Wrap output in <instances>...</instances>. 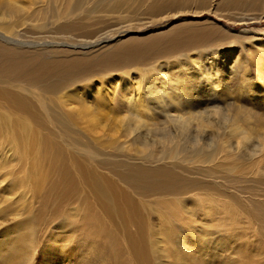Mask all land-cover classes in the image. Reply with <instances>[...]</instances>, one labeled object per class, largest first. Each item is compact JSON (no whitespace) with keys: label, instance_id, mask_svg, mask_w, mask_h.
I'll return each instance as SVG.
<instances>
[{"label":"rangeland","instance_id":"374dc122","mask_svg":"<svg viewBox=\"0 0 264 264\" xmlns=\"http://www.w3.org/2000/svg\"><path fill=\"white\" fill-rule=\"evenodd\" d=\"M20 1L31 5L34 0ZM9 2L0 0V18L7 11ZM51 6L54 8L53 4ZM132 8L136 12H126L129 17L114 15L92 19L66 37L56 36L55 30L58 29L53 26L40 27L35 20L16 25L14 34V31L6 33L0 28L7 36L16 37L17 41L34 43L35 46H19L34 48L48 59L60 55L62 51L91 56L102 48L110 50L118 39H130L127 37L129 31H135L134 37L143 40L167 30H180L183 34L199 37L198 42L154 58L145 65L135 64L119 70L99 72L83 84L86 90L83 97L94 105L89 110L84 109L79 100L70 99L66 105L61 92L58 93L59 97L47 94V107L57 119L52 123L44 122L40 131L37 128L32 133L19 127L22 151L28 152L24 154L29 159H37L39 153H44V146L40 149L38 144L42 138H49L62 149V155L74 175H81L77 171V167H80L86 171L88 176L85 179L88 181L86 186L79 184L74 188L70 200L63 203L61 198L54 199L38 192L32 196L27 192L21 179L28 178V174L21 164H0V196L4 201L0 197V255L7 248L9 239L19 233L21 222L38 216L40 221L45 216V221L41 222L43 224L37 225L35 230L32 256L21 261V264H139L135 253L142 254L148 264H264V223L259 220V217L264 218V11L232 10L211 6L210 2L205 7L191 5L156 16L146 14L144 7ZM111 39L115 40L108 43ZM45 42L53 44L45 46ZM96 43L101 45L96 46ZM92 44L95 47H91ZM166 73H170V76ZM122 76L139 85L143 95H152L150 102L156 110L151 114H156L147 124L136 120L128 106L119 104L122 100L119 94L114 100L116 105L112 107L103 106L102 102L96 100L97 87H108L103 93L105 101L106 95L109 97L114 92L116 82ZM177 77L181 80L176 81ZM121 87L118 86L120 93ZM79 90L76 89L77 92ZM164 94L174 98L175 94L181 96L176 106L183 111L176 113L183 114L182 118L171 117L175 113L171 111L173 107L166 111L169 98L162 104ZM79 107L81 113L77 111ZM213 110H218V113ZM68 112L73 115L66 116ZM241 128L247 132L243 134ZM10 141L7 133L0 135V145L9 144ZM177 152L178 157L175 155ZM147 153L150 155L145 157ZM187 153L188 157L194 159L186 165L184 157H187ZM206 158L210 160L203 162ZM168 162H175L176 165ZM130 163L142 167L162 166L179 176L183 183H192L193 190L185 195L189 196L188 200L195 207L190 213L193 219L176 223L174 198L156 203L157 194L150 198L144 196L147 203L140 201V196L118 179L117 174L124 173ZM56 164L60 163L56 161ZM42 167L48 169L49 166ZM92 178L96 181H92ZM97 179L102 180L103 186L113 185L112 196L109 193L108 197H102ZM32 180L35 178L32 177ZM35 185H39V182ZM206 205L208 208L204 210ZM119 210H123V214ZM161 214L162 217L165 214L164 220L165 223L169 222L170 229L173 227L172 231L178 232L175 237L179 245H175L178 251L176 257L172 256L171 250L169 256L163 257L160 251L162 247L157 243L156 235L165 224ZM236 215L239 217L234 222L232 218ZM244 216L247 218L244 219ZM128 235L133 237L132 241L128 240ZM29 236L26 234L23 238L24 255L31 244ZM23 256L21 259L25 260Z\"/></svg>","mask_w":264,"mask_h":264},{"label":"bare ground","instance_id":"6f19581e","mask_svg":"<svg viewBox=\"0 0 264 264\" xmlns=\"http://www.w3.org/2000/svg\"><path fill=\"white\" fill-rule=\"evenodd\" d=\"M9 1L10 2L7 5V11L5 12V14H2V17L0 18V28H2V30H4L6 33L7 32L12 33V31H14L13 32V34H14L16 25L27 23V21H29V20H35L38 22V26H40V27L50 26V28H51V26H53L54 28L58 29V30H55V32L57 33L56 36H59V37L68 36L67 35L68 33H71L73 31H76V30L82 28L83 26H85V24L88 23L87 21L92 20V19L96 20V19H100L102 17L114 16V15H118V16L123 15V17H129L126 14V12H136L133 10L132 6L135 9L136 8L140 9L141 7H144V9L146 10V14H149L152 16H154V15L156 16L159 14L166 13V11H169V10L184 9V8L191 6V5H196L199 7H205L209 2L211 4V6L228 8V9H232V10L233 9H246V10L250 11V10L255 9V11H257V10H263L264 11V0H34L31 3V5H28L24 1H20V0H9ZM52 4L54 5V8H52V6H51ZM133 4H135V5H133ZM257 12L260 13L261 11H257ZM45 21H48V23H45ZM2 30H0V36H1L0 38L5 40V41L0 40V135H3V133H7V137L11 138V141L9 142V144H1L0 145L1 146L0 147V164H2V165H5V164L20 165L21 164L22 166L25 167V168L24 167L23 168L25 169L26 173L28 174V178L22 177V179H21L23 187H25L26 190H28L27 192L32 193V196L36 195V193L38 192L40 195L53 197L54 199L59 200L61 198V199H63V201L61 200L63 203H64V200H65V202H68L70 200L69 196L74 191V188H76L79 184H83V186H84L87 183L88 180H86L87 178L85 179V177L87 175L86 171L84 169H81L80 167H77V171L80 172L81 175H79L78 173L74 175V171H72V169L68 166L67 159L64 157V155H62L63 154V152H61L62 149L56 144V142L52 141L49 138H47V140H43L44 138H42L41 139L42 141L40 142V144H38L40 146V149L42 146H44V153L41 152L42 155H40V153H39V156L37 159L36 158H34L33 160L31 158L29 159V157H27V155L24 154V153H28V152H26L25 150H24L25 152H23L22 148L20 146V138H21L20 135L21 134L18 132V128L20 127V128H22L23 131H28V132L32 133L37 128L40 131L42 128L40 126H41V124H44V122L52 123V122L56 121L57 118L54 116V114L47 107L46 101L49 100L47 94L48 95H55V96L57 95L59 97L58 93L61 92L62 93L61 98L62 97L65 98L64 102L66 103V105H67V101L70 99L79 100L80 102L83 103L84 109L89 110V109H91V107L94 108V105L91 103V100H87L86 98L83 97V94L86 93V90L84 89L83 84L89 82L92 78L96 77L99 74V72H102V71L106 72V71H110V70L111 71L112 70H119V69L125 68V67L130 66V65L134 66L135 64H144L145 65L146 63L150 62L154 58L165 56V54L175 52V51L179 50L180 48L182 49V48L186 47L187 44L196 43L199 40V37H197L196 35H191V34L189 35L186 33L183 34V31H180V30H167L164 33L154 35V37L150 38L149 40H147L145 38L143 40L142 38H138L136 36L134 37L133 34H136L135 31H129L128 32L129 35L127 37H129L130 39H127V40L124 39V41H123V39L122 40L118 39L115 42L116 43L115 45L110 46V50H102L103 49L102 48L100 50H96L95 55H91V56H88L86 54H78V53L75 54V53L62 51L60 55H57L55 57H51L48 59V58H45L41 52L35 51L34 48H33V50H31V49H24L21 46H19L20 44L35 46L34 43H31V42L26 43L23 41H21L22 42L21 43L20 41H17L16 37H13V35L7 36ZM52 30H54V29H50V31H52ZM1 31H2V33H1ZM115 39L108 40L107 42L111 43ZM6 41H8V43ZM10 41H12V42H10ZM102 42H105V41H102ZM56 43L60 44L58 42H56ZM51 44H53V42H49V43L45 42L44 43L45 46H49ZM61 45L71 46V45H68L65 43H62ZM99 45H101V44L96 43V46H99ZM91 47H95L94 44H92ZM225 51H227V50H225ZM197 55H199V54H197ZM262 57H260V58H262ZM176 58H174V59H176ZM243 59H244V57H243ZM193 60H195V59H193ZM200 60H202V59H200ZM181 61H182V59H181ZM195 61H197V59ZM243 61H245V60H243ZM179 62H180V60H179ZM180 69H182V68H180ZM180 69H178V70L180 71ZM184 71H185V69H184ZM175 72H177V71H175ZM260 72H262V71H260ZM170 73L168 74L169 76H170ZM184 73H186V72H184ZM166 75H167V73H166ZM246 75H248V74H246ZM262 76H264V75H262ZM173 77H175V76H173ZM213 77L215 78V76H213ZM177 78L179 79L180 77H177ZM178 79L176 81L181 80V79H179V80ZM242 80H244V79H242ZM136 82H138V81H136ZM181 82L183 83V81H181ZM228 82H231V81H228ZM116 83H118V84H116L114 92L111 93V95H110L111 97L110 96L108 97V95H106L107 100H105V101L103 99V95H104L103 93L106 92V89L108 87H105V88L103 86L97 87V92H96L97 98H96V100L102 102L103 106L109 105L110 107H112V106L116 105V103H114L115 102L114 100L116 99L117 95L119 94V98L122 99L120 101L121 103H119V104L128 106L130 109H132L131 113H133L135 115L136 120L147 124L148 120L152 119L156 114V112H154V115L151 114V112L156 110V108L154 107V104H152L150 102L152 95H149V97H148V95H143L140 88H139V85L138 86L134 85L136 83L133 84L132 79H130V78L125 79L122 76L120 81H117ZM172 83H173V81H172ZM177 83H176V86L179 87L180 84L178 83L179 84L178 85ZM261 83H263V81ZM118 86L119 87L122 86L121 87L122 88L121 93L118 92L120 90L118 88ZM133 86H135L137 89L133 88ZM149 86H147V88ZM176 86H175V88H176ZM164 87H166V86H164ZM77 88L80 89L79 92L76 91ZM154 88L155 89L157 88V84L155 85ZM116 89H117V91H116ZM131 89H134V91L132 92ZM171 90L174 91V93H175V89L172 88ZM178 90H180V89H178ZM248 92H250V91H248ZM177 94H175V98L168 96V94H166V95L164 94L165 97L163 98V100H161V103L163 104L165 99L169 98V99H167L169 101L166 103V108H167L166 111L168 112L169 109L173 107L174 109H171V111L175 112L174 113L175 115L172 114L171 117L182 118L183 114H181V113L183 110L179 109L176 106L179 104L178 100L181 98V96L177 95ZM156 97L157 96H155V98ZM213 97H214V95H213ZM199 99H200V97H199ZM211 101H212V99H211ZM209 102H207V103H209ZM240 105H242V104H240ZM184 107H182V108H184ZM245 108L247 109V107H245ZM77 111H79L81 113L82 109L79 107L77 109ZM176 112H181V113L177 114ZM213 112L218 113V110H213ZM80 113H77V115H80ZM93 114H95V113H93ZM70 115H73V114H71L70 112L66 113V116H70ZM232 116H233V114H232ZM248 118H249V116H248ZM61 132H65V131H61ZM241 132L243 134H245L247 131L244 130L243 128H241ZM36 133H38V132H35L34 134H36ZM76 146H77V144H76ZM144 152H146V151L143 148V153ZM181 154H179V155H181ZM184 154H186V152H184ZM148 155H150V153L149 154L147 153L145 157H147ZM175 155H177V157H178V152ZM226 155H227V153H226ZM56 157H57V159H56ZM182 158H183V156H182ZM208 158H206L203 162H205L206 160H210ZM184 159H186L185 161H187V163L186 162H184V163H186V165H187L188 163L192 162L194 158L188 157V153H187V157L186 158L184 157ZM56 161H58L60 164H56ZM143 162H146V161H143ZM159 162H161V161H157V163H159ZM149 163L150 164H156L155 162H149ZM31 164H32V167H31ZM168 164H171L172 166L176 165L175 162H168ZM201 164H202V162H201ZM45 165L49 166L48 169L42 167ZM163 168L164 167L157 166V165H156V167H142L139 164L137 165L134 163H130L128 165V168L126 169V171L124 173L117 174V175L119 176L118 179L121 182L125 183V185L128 188H130L131 190H133L136 193V195L140 196V201H144V196H148L150 198V197L155 196L157 194L159 195V197H158V200L155 201L156 203H161L162 200H165L167 198H172V199L174 198V200H175L174 205H175V209L177 211V213H175V214L177 217L176 219H178V221L176 223H178L180 221H187L188 219L192 218L191 217L192 215L190 216V213H192L191 211L195 210V207L193 208L192 201L190 199L188 200L189 196H186L185 194L191 193V191L194 188V187H192L193 184L192 183H190V184L189 183H183L179 176H175L171 172L166 171L165 170L166 168L165 169H163ZM188 169H190V168H186L185 170H188ZM37 175L39 177H37ZM32 177L35 178V180H32ZM102 179H103V175H102ZM97 180L100 182V183L98 182V188L102 189V193H101L103 195L102 197H104V198L108 197L109 193H111V196H112L113 195L112 192L114 191L113 185L107 184V185L103 186L102 180L101 179H97ZM92 181H96V180L92 178ZM36 182H39V185H35ZM15 184H16V182H15ZM114 194H115V192H114ZM117 195H115V196H117ZM0 197H2V196H0ZM23 198L25 199V196H23ZM194 198L196 199L197 196L194 195ZM4 199H6V197ZM2 201H3V197H2ZM144 203H147V201H144ZM1 204L2 203L0 202V205ZM187 204H188V206L190 205L191 208H188ZM59 205H60V203H59ZM133 205L135 206V204H133ZM174 205H171V206H174ZM207 208H208V206L206 205L204 210H206ZM0 209H1V207H0ZM180 209H183L184 211L180 212ZM119 212L121 214H123V210H119ZM159 214H160V212H159ZM184 214H185V216H184ZM79 215H80V213H79ZM115 216L116 215H114V217ZM160 216L162 217V214ZM164 216H165V214H164ZM164 216L162 217L163 220L165 219ZM221 216L228 217L227 215H224V214H222ZM44 217L45 216H42L40 221L38 220V219H40L38 216L37 218L33 217L30 219L24 220V222H21V227H20L19 233L9 239V242L7 243V248L0 255V258L2 259V261H0V264L5 263V262H3V260L8 261L10 264H17L16 262L20 261L19 264H21V261H26L27 257L29 258L32 256V252H33L32 248H33V245L35 244L34 238H35L36 231H37L36 228H38V226L40 225L41 222L45 221L46 217H45V219H44ZM238 217H239V215H236V216H234V218H232V220H234V222H235L238 220ZM245 218H247V217L244 216V219ZM167 219H168V217H167ZM259 220L262 223H264V218L259 217ZM246 221H247V219H246ZM90 222H91V220H90ZM171 222H173V221H171ZM144 223H145V221H144ZM163 223H165V220L163 221ZM220 223H222V222H220ZM42 224L43 223H41V225ZM87 224H89V222H87ZM118 225H120V224L118 223ZM148 226L150 227V225H148ZM160 228H161V229H159L160 231L156 235L157 238L156 237L155 238L157 240V243L159 245H161V247H162L161 250L160 249L159 250L164 254L163 257L169 256L168 254L170 253V250L172 251V253H171L172 256H174V257L178 256V251H177V248L175 246L178 243L177 240L175 239V237L177 236L176 234H178L177 230L175 231L176 233L174 231H172L174 228L172 227L170 229L169 222H166ZM133 229H135V228L133 227ZM52 230H53V228H52ZM136 230H137V228H136ZM148 230L150 231L149 228H148ZM26 234L30 235L29 237H31V239H30L31 244H30L29 248L26 250V253L24 255L25 247L23 246V238H24V235L26 236ZM96 235H99V234H96ZM124 235H126V233ZM144 235H146V234H144ZM94 237H96V236H94ZM112 238H111V240H115ZM114 238H115V236H114ZM127 238L130 241L133 240V237H131L129 235L127 236ZM48 239L50 240L51 237ZM140 239H141V237H140ZM53 240H54V238H53ZM87 240H90V239H87ZM117 240L118 239H116V241ZM92 245H94V244H92ZM134 245L136 247L135 242H134ZM233 245H234V243L231 246H233ZM26 246H27V244H26ZM117 246H118V244H117ZM130 246H132V245H130ZM177 246L179 247V245H177ZM116 248H119V247H116ZM129 249H130V247H129ZM88 250H89V248H88ZM119 251L117 253H120ZM148 251H149V249H148ZM140 253H141V251H140ZM131 255H132V253H131ZM135 255L137 257L139 264H148V263H146L148 260L144 259L142 254L135 253ZM21 256H23L22 258L26 257L25 260H22ZM149 256H151V255H149ZM169 261H171V259ZM22 264H23V262H22Z\"/></svg>","mask_w":264,"mask_h":264}]
</instances>
